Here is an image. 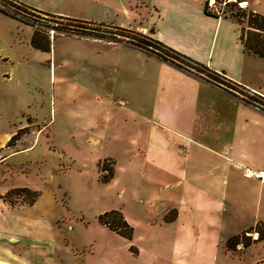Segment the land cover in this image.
Instances as JSON below:
<instances>
[{"label":"crops","instance_id":"0c3cea01","mask_svg":"<svg viewBox=\"0 0 264 264\" xmlns=\"http://www.w3.org/2000/svg\"><path fill=\"white\" fill-rule=\"evenodd\" d=\"M87 1L89 10L105 7L113 15L105 24L148 35L222 73L238 88L264 97V58L244 48L240 25L210 15L205 0ZM242 6L264 15V0H242ZM54 12L46 13L104 23ZM12 20L14 29L26 32L33 53L44 54L39 55L44 71L34 76V82L42 86L44 73L52 85L55 120H59L53 130L75 139L76 148L47 146L48 156L36 160L37 142L43 135L50 138L49 126L33 131L35 139L26 147L21 138L10 144L32 126L21 122L0 143V168L7 163L6 172L13 177L16 171L28 174V164L35 160L47 166L50 158L53 165L66 162L69 169L75 168L83 183L91 169L93 187L115 190L116 200L105 199L96 218L120 211L134 229L133 238H124L99 220L94 226L102 234L126 239L134 256L117 260L103 236L93 241L90 256L99 255L93 264H228L234 255L241 258L253 245H264V240L249 248L240 245L236 252L226 246L231 237L264 222V183L248 176L249 169L264 170L263 111L218 83L124 39L51 31V50L43 51L32 45L37 28L28 24L23 28ZM4 61L12 63V69L16 65L10 57ZM20 64L31 69L30 60ZM85 145L95 151L90 164L78 149ZM20 155L33 160L14 170L15 164L9 162ZM106 160L113 161L114 175L104 183L101 177L107 172L100 164ZM4 182L8 184L9 178L0 184ZM17 188L35 191L28 183L0 185V194ZM40 199L20 206L0 199V264H59L57 243L44 236L48 226L33 228L26 217L28 208L39 207ZM76 264L89 262L83 258Z\"/></svg>","mask_w":264,"mask_h":264},{"label":"rangeland","instance_id":"374dc122","mask_svg":"<svg viewBox=\"0 0 264 264\" xmlns=\"http://www.w3.org/2000/svg\"><path fill=\"white\" fill-rule=\"evenodd\" d=\"M16 1L44 12L55 13L54 11H63L71 14L98 18V20H94L98 22L110 23V20L114 18L113 15L108 13L109 11H107L105 7L89 10L88 6L91 5V3L87 0ZM118 2L122 4L124 0H119ZM133 2L135 3L136 0ZM4 5L5 1L0 0V143L4 141L6 133L11 128L19 127L21 122L23 124L29 123V125L31 124L32 126L27 130L20 131L18 135V139L21 138L24 147H26L33 143L35 139L34 132L37 131L39 127L46 124L49 126L50 138L43 135L40 141L37 142V149L34 152L36 160L40 159L42 156H48L44 149L47 146L64 147L68 150L72 148L74 150L76 148L74 146L76 143L75 139L66 137L61 132L53 130L54 127L58 126L59 120H55L54 103H52V85L47 82L46 76H43L44 73L42 75V86L34 82V76L44 71V67L41 65L44 61L39 56L44 54L37 52L38 55H35L33 53L35 50L31 48L26 32L14 29L15 24L12 19L21 22L23 28H27L24 26L25 24L33 25V23L26 22L21 18H16L11 14L3 12L1 9L4 8ZM95 7L90 8L94 9ZM248 11H251V9L248 8ZM84 19L93 20L89 18ZM243 22V25L247 27V22L244 20ZM33 27L35 26L33 25ZM51 31V33H56L54 29ZM119 38L124 39L125 37L119 36ZM6 57H10L11 60L15 62L16 65L13 69L12 63H6L4 61ZM27 60H30L31 63L30 70L23 68V65L20 64V62ZM204 74L208 76L207 74L209 73L205 72ZM9 76L11 78H9ZM38 77L40 79V75ZM211 78L209 81L217 83V81ZM217 80L219 81V79ZM235 88V90L238 91L239 88ZM242 89H239V91L241 92ZM23 111L25 115H23ZM52 119L54 120L49 123ZM78 149L82 152V156L87 159L86 163L90 164L92 157L95 155V151L88 150L89 145H85L84 149H81V147ZM98 154L101 153L99 152ZM2 155L0 151V156ZM29 158L28 156L20 155L13 158L9 163H14L16 165H11L15 170L19 169L20 163L25 162V160H33L32 157L31 159ZM36 160L34 163L28 164V174H22L16 171L13 177L9 176L6 172L7 168L10 167L5 163L2 167L4 170L0 168V182L4 181V177L9 178V182L8 184L4 182L0 185L6 187L28 183L35 191L40 192L41 199L39 207L28 208V215L26 217L32 221L33 228L41 225L48 226L44 236L52 238L57 243L60 249L58 250L59 264H63L62 258L64 264H76L78 261L81 262L83 258H86L89 264H93V262L99 258V255L90 256L92 248L93 250L95 249L93 241L97 238L100 240L103 236L106 241H108L114 258L117 260L132 258L134 255L129 249L130 245L126 239L116 234L111 235L109 232L108 234H102L99 230H96V226H94L98 224L96 216L100 207L104 204V200L109 197L110 199L114 197V200H116L117 196L115 190L108 192L107 190H101L104 188L95 186L94 188L90 184L93 175L91 169L86 171L87 181L85 184L79 179L77 170L75 168L69 169L70 167L66 162H63V165L58 167L51 164L52 162L49 158L47 159L49 161L48 165L42 166L40 163H37ZM105 164L110 168L114 167L113 161L106 160ZM55 166L59 169L58 171H55ZM1 174H4V176H1ZM102 175H108V173ZM60 183L62 185H59ZM66 190L69 191L68 194H66ZM8 193L4 195L0 194V199L11 205L15 204L14 206L26 204V195H9ZM80 194L83 195L82 199L79 197ZM78 248H80L81 251H78ZM103 258L105 257L103 256ZM147 258L145 253L143 259L146 260ZM263 261L264 245L257 244L245 251L241 258L238 255H234L232 260L228 261V264H264Z\"/></svg>","mask_w":264,"mask_h":264},{"label":"trees","instance_id":"16d2710c","mask_svg":"<svg viewBox=\"0 0 264 264\" xmlns=\"http://www.w3.org/2000/svg\"><path fill=\"white\" fill-rule=\"evenodd\" d=\"M4 1V8L1 9L3 12L11 14L16 18H19L18 16H20L21 19L25 20L26 22L33 23V25L37 28L32 38V45L36 49L43 51L51 50L52 42L49 35L52 29L56 30V35L70 34L86 38H99L114 41L121 40L119 36L127 37L131 39V44L147 49V51L149 50L147 46H152L158 51H153V54L172 65L184 69L189 73L203 77L207 80H210V78L213 77L211 79L217 81L219 84H222L223 86L220 85L221 87L238 96L234 92L237 91L235 90V87H238V85L228 80L222 73L212 71L207 66L167 47L148 35L134 32L125 28L111 26L105 23H97L61 15H53L39 11L15 0ZM241 3L242 0L227 1L220 7L219 14H209L213 16H224L226 18H230L240 25V38L244 48L248 52L264 58V15L252 10L248 11V8L243 7ZM243 20L247 22V27L243 25ZM205 72L209 73L207 74L208 76L204 74ZM217 79H219V81ZM248 97L250 100H247L246 103L254 104V106L259 107L260 110L264 112V97L259 95ZM19 133L12 138L10 144L18 139ZM105 162L106 161L100 164L101 171L108 173V175H102L101 177L102 182L104 183L110 181L114 175V167H108ZM8 194L26 195V204L29 205H33L40 196L39 192L30 190L28 188H17L10 191ZM98 220L102 225H105L110 230L116 232L124 238L129 240L133 238L134 229L128 224L120 211L106 212L100 215ZM249 233H258V239H254L251 234L248 235ZM263 240L264 222H261L255 228L240 235L231 237L227 241L226 246L228 250L236 252L238 250V246L240 245L248 248L252 244Z\"/></svg>","mask_w":264,"mask_h":264},{"label":"built area","instance_id":"2783aa9c","mask_svg":"<svg viewBox=\"0 0 264 264\" xmlns=\"http://www.w3.org/2000/svg\"><path fill=\"white\" fill-rule=\"evenodd\" d=\"M206 1V10L208 11V13L211 14H219L220 11V7L226 3L227 1H232V0H205ZM242 5V3H241ZM20 18V16H18ZM124 40L128 43H130L131 39L125 37ZM147 48L149 49L148 51L153 53L154 52H158L156 49H154L152 46H147ZM147 50V49H146ZM222 85V84H219ZM240 89V88H239ZM238 89V91H234L238 97L246 102L247 100H250L248 96H256L257 94H255L254 92H251L249 90L246 89H242V91L240 92ZM241 90V89H240ZM243 92V93H242ZM254 106V104H251ZM256 108L260 109L259 107L255 106ZM248 176L254 179H257L261 182L264 183V170H253V169H249L248 170Z\"/></svg>","mask_w":264,"mask_h":264}]
</instances>
